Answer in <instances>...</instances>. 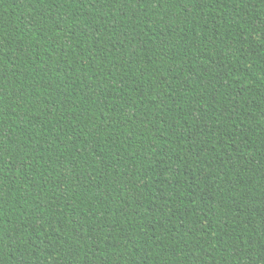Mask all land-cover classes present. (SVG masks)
Here are the masks:
<instances>
[{
  "label": "trees",
  "instance_id": "obj_1",
  "mask_svg": "<svg viewBox=\"0 0 264 264\" xmlns=\"http://www.w3.org/2000/svg\"><path fill=\"white\" fill-rule=\"evenodd\" d=\"M0 264H264V0H0Z\"/></svg>",
  "mask_w": 264,
  "mask_h": 264
}]
</instances>
